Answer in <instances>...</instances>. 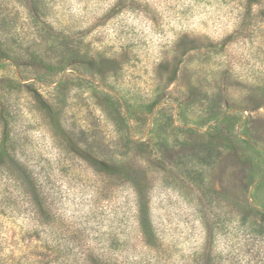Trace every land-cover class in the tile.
<instances>
[{
	"label": "rangeland",
	"instance_id": "1",
	"mask_svg": "<svg viewBox=\"0 0 264 264\" xmlns=\"http://www.w3.org/2000/svg\"><path fill=\"white\" fill-rule=\"evenodd\" d=\"M258 1L0 0V142L7 131L47 201L34 217L0 171V264H264V213L238 215L252 200L264 203V157L243 151L235 137L208 154L209 138L175 142L171 126L204 121L198 131L207 133L230 115L224 137L239 133L264 152ZM110 88L137 115L134 135L144 145L109 149L142 174L156 248L141 239L131 187L64 151L57 138L89 151L104 133L110 139L115 106L103 94ZM199 93L212 96L218 121L187 105ZM154 120L161 140L149 137ZM107 155L97 159L101 171Z\"/></svg>",
	"mask_w": 264,
	"mask_h": 264
},
{
	"label": "trees",
	"instance_id": "2",
	"mask_svg": "<svg viewBox=\"0 0 264 264\" xmlns=\"http://www.w3.org/2000/svg\"><path fill=\"white\" fill-rule=\"evenodd\" d=\"M248 6L252 7L259 3L258 0H247ZM40 18V16H39ZM36 17L34 18V20ZM35 23L38 26H43L44 22L42 20L36 19ZM43 28V27H42ZM92 65V70L95 74H97L98 65H95L94 62H88V65ZM77 79H81L78 78ZM83 82H86L89 84L90 87H93L94 89L97 88V85L95 84V81H88L86 79H81ZM101 82L102 87H107V82L102 79ZM61 84L57 85V90L61 91L63 88ZM110 93L103 92L105 96L112 101L113 106H115L114 111V117L112 120L113 122V130L110 135V139L108 138L107 133H104V143L108 144L105 145L101 142L100 147H94L92 151L84 150V147L78 145H73L69 139H62L60 136L57 137L60 141V144L63 147V150L68 152L69 154L72 153L75 156H78L82 158L81 160H85L89 162L98 172L106 174L107 178L109 180H115L121 182L123 185H128L131 187L134 193L135 197V222L137 224V227L140 232V236L142 241L145 243V245L156 248V244L158 241V233L155 228V225L153 223L152 214H151V207H150V195L148 189H144L145 183L140 184L141 182V172L137 171L135 168L133 169L132 166L126 164L125 159L123 156H126V154L118 153L117 151H110L114 150L113 146L118 145L119 142L125 143L126 145H144V142L136 139L135 135L136 131L133 129V121L137 120L133 110L131 111V108L129 107V103L125 98H121L119 96V93L115 91V89L110 88L108 89ZM199 97L201 96V93L198 94ZM199 100V101H198ZM141 104H144L142 102ZM191 107L197 106L198 108L204 110L206 109L207 114L209 116V120L207 122L211 123L215 120H219L218 118V110L216 104H214L212 96L205 95L203 97H200L198 99L191 100L187 105ZM142 106V105H141ZM215 106V107H214ZM180 108V115L182 113V106H178ZM230 115H226L222 120H220L215 126L210 127V132L207 133H200L198 131V128L203 126L204 121H201L200 123H192V124H185L183 126H175L173 123H171L172 129L177 132V138L175 142L178 141H184L185 143H194L198 142V139L202 140L204 138H209L210 142L209 144H205L208 146L207 153H212L210 150L215 149L217 151L222 149H228V143L230 140H232L234 137L237 140L235 143H239L243 146V151H250L254 152L257 155H261L264 157V152L259 150L250 140L245 139L241 137L238 134L228 135L227 137H224L221 129V126L228 121ZM208 124V123H207ZM200 126V127H198ZM82 131H84L82 129ZM9 133L5 132V138L0 142V171L4 172V179L7 182V188H11L13 190V187L19 188L20 193L23 194V196L28 200V203L31 207L30 213L35 217L39 211L41 212L43 207L46 205V198L44 197V184L41 181V178L37 173H35L26 163L24 160H22L20 157H18L17 152L15 149H12L10 147V141H9ZM149 137L154 141L157 139H160V133L158 131V122L154 120L152 124V128L149 132ZM232 136V137H230ZM112 138V139H111ZM116 138H120L121 141H117ZM249 138V137H248ZM161 140V139H160ZM216 140L222 141V143L216 142ZM169 142V139L168 141ZM234 142V141H233ZM110 148V149H109ZM73 150V151H72ZM108 151V153H105V151ZM103 154L109 156L105 157L108 158V170L101 171V168L98 165L99 157L103 156ZM123 158V159H122ZM207 159L208 157H204V159ZM124 164V165H123ZM131 167V168H130ZM145 176V175H144ZM143 176V179L146 177ZM142 179V180H143ZM144 182V181H143ZM259 186H264V175L259 178ZM5 196H3L1 199H4ZM253 198V197H252ZM0 199V201H1ZM252 200V199H251ZM2 203L4 201H1ZM245 202H247L245 200ZM252 205H248L245 207H242L239 211L240 213L238 215H243V221H245L247 218H249L252 214V212H257V214H263L264 212V203L260 206L257 203H254L255 201L252 200ZM260 207L261 210H256L255 207ZM46 208V207H45ZM34 219V218H33ZM44 244V243H42ZM44 249L48 252L49 249L51 251L52 247H48V245L43 246Z\"/></svg>",
	"mask_w": 264,
	"mask_h": 264
}]
</instances>
